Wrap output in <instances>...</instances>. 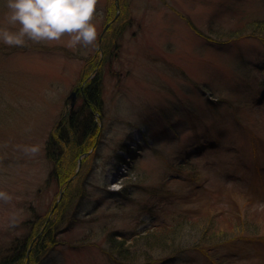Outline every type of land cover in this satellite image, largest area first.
I'll return each mask as SVG.
<instances>
[{"label": "rangeland", "instance_id": "374dc122", "mask_svg": "<svg viewBox=\"0 0 264 264\" xmlns=\"http://www.w3.org/2000/svg\"><path fill=\"white\" fill-rule=\"evenodd\" d=\"M260 22L264 0H98L92 45L0 42V264L28 243L21 264H264ZM71 116L91 148H67L66 186L52 139ZM161 226L179 228L165 252L172 231L143 237Z\"/></svg>", "mask_w": 264, "mask_h": 264}, {"label": "clouds", "instance_id": "9594fccd", "mask_svg": "<svg viewBox=\"0 0 264 264\" xmlns=\"http://www.w3.org/2000/svg\"><path fill=\"white\" fill-rule=\"evenodd\" d=\"M98 0H6L8 25L17 31L0 28V42L23 47L26 40L35 43L71 37L69 46L87 47L97 39L92 23Z\"/></svg>", "mask_w": 264, "mask_h": 264}, {"label": "trees", "instance_id": "16d2710c", "mask_svg": "<svg viewBox=\"0 0 264 264\" xmlns=\"http://www.w3.org/2000/svg\"><path fill=\"white\" fill-rule=\"evenodd\" d=\"M248 31H255L258 34H261V33L264 34V23L260 22V24L257 23V25H254L253 27H249V29L247 28V32ZM96 85H97V82L90 81V82H88L87 85L84 86L85 88L83 90V94L86 95V97L88 98L86 101L87 102L86 104L88 106H91V104L94 103L95 100L97 99L98 93H96L97 92V86ZM91 107H93V106H91ZM88 117L89 118L86 121L85 125L87 127H90V124H94V123H93V120H92L90 113L88 114ZM68 121H67L68 122L67 125H65L62 128L60 127L58 129L57 133L55 134V136L52 139V143L54 145V154L55 155L57 154L55 156V158H53L55 161L54 162L55 174L57 175L56 179L58 180V182L61 181L62 185H66V186H69V184L72 182V181L69 182V180H70V178H72L74 176V173H72V169L74 168V164H72L71 170H70V172H68V164H66V163H69L72 158H78L79 156H83V155L87 154L88 151L90 150L89 148H91V146H90L91 144L89 141L88 142L85 141V142H81V143L78 142V138L80 137V135L83 136L82 134H84V131H82L83 133H81V130H80L81 125L76 121L75 116H71ZM67 148L69 149V153H72V157L69 158V162H67V160H64V156H65V158L67 157L66 156L67 155V153H66ZM48 156H49V154H48ZM64 165H65V168L62 169ZM60 201H62V202H61V204L58 205V208L55 209V211L52 213L53 215H54V213H56V211H58V214H61L62 210H64L63 208H65V209L67 208V207H62V205H64V203H63L62 199ZM49 214H48V216H49ZM53 215H50L51 217L49 216L48 218L46 216V218L42 222H40L38 229L34 230L35 233H32V237L30 240H33V238H35L37 235H39V234L40 235H39V237L36 238V241H34L33 246L31 247V249L32 248L33 249H32V252H30V253L33 254L34 252H36V248L39 251L40 244L43 243V240L47 239V237L49 236V233L52 231V228L54 227V223H55V220L52 218ZM161 227H164V226H161ZM161 227H157V228L148 230L144 234L143 237L151 238L155 235H159V234L163 235V233L167 232L165 230L172 231L171 233H167V234H172L171 236L170 235L167 236L166 239L163 238L164 240H163V243H162V246L160 247V249L161 250L164 249L163 251L165 252V251L170 250L171 249L170 247H172L174 245L175 242L173 241V239H174V236H176L175 232L177 230H179V228H176V227H174V228H167V227L161 228ZM206 233H209L210 235H212V232L210 233L207 229H203L202 233L199 235L200 236L199 240L200 239L204 240V239L211 237V236H207ZM125 241L126 240L121 239V240H116L115 242H113L112 248L114 249V251H117L118 253H122L123 251H125L124 253H126V250L124 248L125 247ZM32 242L30 241V243H32ZM207 243H208V241H207ZM29 247H30L29 243H28V246L25 245V249H24V247L23 248L21 247L18 254H14L13 259L10 260L11 262H9L7 264H21L22 262H25ZM180 251H182V250H179V252ZM175 252H178V250ZM32 254H31V256H32ZM174 257H175V255H174ZM172 258H170V259H172ZM167 260L168 259H166L165 263L167 262Z\"/></svg>", "mask_w": 264, "mask_h": 264}, {"label": "water", "instance_id": "95a60500", "mask_svg": "<svg viewBox=\"0 0 264 264\" xmlns=\"http://www.w3.org/2000/svg\"><path fill=\"white\" fill-rule=\"evenodd\" d=\"M70 96H71V100H72V102H71V104H70V105H71V107H73V105H72V104H73V101H74V99H75V96H76L75 92H72Z\"/></svg>", "mask_w": 264, "mask_h": 264}]
</instances>
